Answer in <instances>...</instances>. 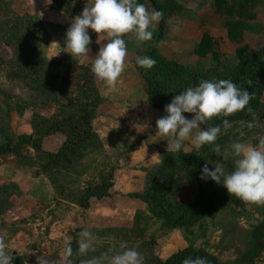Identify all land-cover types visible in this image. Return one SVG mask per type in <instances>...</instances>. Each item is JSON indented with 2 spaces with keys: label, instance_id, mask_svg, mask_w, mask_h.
<instances>
[{
  "label": "rangeland",
  "instance_id": "rangeland-1",
  "mask_svg": "<svg viewBox=\"0 0 264 264\" xmlns=\"http://www.w3.org/2000/svg\"><path fill=\"white\" fill-rule=\"evenodd\" d=\"M4 1L10 12L0 13V23L12 25L19 17L22 32L29 30V34L23 33L24 41L33 48L23 58L21 37L10 47L0 41V241L13 256L12 264H39L43 258L52 264H82L110 248L119 250L122 242L136 248L144 264H164L183 253L207 256L214 264H264V230L260 242L257 236V228L264 224V204L243 202L215 182L199 178L206 163L212 168L219 162L226 171L232 170L229 145L233 141L255 146L257 137L264 135V0L254 7L255 19L246 23L240 44L260 54L244 65L222 38L220 49L224 52L216 63L192 56L202 32L213 28L221 34L224 30L227 18L213 14L212 0H157L164 19L157 39L159 55L172 69L190 67L192 75L199 77L197 84L201 80L228 79L245 88L252 94L247 106L251 112L245 109L228 117H214L201 125L222 127L223 119L232 124L216 141L220 156L208 145L197 151L190 141H185L179 153L167 151V138L157 133L156 121L166 115L164 108L175 95L197 84L187 80L185 87H165L151 74L141 72L136 59L153 41L138 45L134 35L127 34L123 37L126 70L117 84V89L125 93L121 104L126 108L139 106L155 115L147 131L119 149L117 158L111 154L115 152L113 147L107 148L109 156L105 153L97 135L96 142L73 148V141L89 125L90 115L95 112L96 116L98 106L94 105L100 97L89 70L99 47L110 38L89 34L90 53L83 62L66 52L64 56L61 51L56 53L60 58L52 60L57 63L54 72L59 80L55 97L43 91L42 78L39 88L34 89L15 75L26 65H33V74L47 70V63L51 66L47 50L51 42L59 43L62 27L43 22L31 9L30 0ZM47 1L49 8L67 14L71 22L90 4V0ZM151 30L152 37L156 36L159 23ZM9 35L13 37V33ZM22 60L26 61L20 64ZM11 86L16 92L8 95L5 90ZM184 115L192 118V114ZM140 117L128 118L136 124L146 123ZM247 122H254L255 127L248 129ZM123 123L127 124V119ZM144 148L151 165L144 171L146 176H139L143 167H127L122 159ZM114 185L115 191L111 190ZM98 219L121 226L95 229ZM84 229L97 236L96 251L86 256L77 251L78 233ZM68 244L70 257L66 255ZM250 254L253 259H249ZM208 264L213 263L209 260Z\"/></svg>",
  "mask_w": 264,
  "mask_h": 264
},
{
  "label": "clouds",
  "instance_id": "clouds-1",
  "mask_svg": "<svg viewBox=\"0 0 264 264\" xmlns=\"http://www.w3.org/2000/svg\"><path fill=\"white\" fill-rule=\"evenodd\" d=\"M163 18V12L149 10L138 0H90L82 13L72 19L66 30L63 49L71 57H77L83 62L90 53L92 43L89 30L98 35H105L108 42L99 47L91 64L94 78L109 86L115 85L125 69L127 55V34H133L140 42L152 39V28ZM156 60L150 56H140L136 65L145 70L152 69ZM252 94L245 88L238 87L228 79L201 80L196 86H189L175 95L168 103L162 116L156 121L157 133L166 137L167 151L179 153L185 147V141H190L195 150L203 146H211L212 153L221 155L216 141L223 132L232 127L228 119L221 125L202 128L214 117H228L247 109ZM192 114L188 119L184 114ZM246 127L252 129L254 122H247ZM243 135V132L240 133ZM258 143L253 146L240 140L233 141L229 147L233 160L231 171L217 162L209 168L207 163L201 169L200 179L211 180L223 187L229 196H234L250 204H264V135L257 137ZM97 236L87 229L78 233V254L86 256L95 252ZM66 255L72 256L71 245L66 248ZM13 256L7 251L5 243L0 241V264H12ZM39 264H52L48 258L39 260ZM82 264H144L142 254L134 247L122 242L119 250L109 249L99 256H92ZM182 264H208L204 257H187Z\"/></svg>",
  "mask_w": 264,
  "mask_h": 264
},
{
  "label": "trees",
  "instance_id": "trees-1",
  "mask_svg": "<svg viewBox=\"0 0 264 264\" xmlns=\"http://www.w3.org/2000/svg\"><path fill=\"white\" fill-rule=\"evenodd\" d=\"M138 2L143 3L148 9L152 8L162 11L161 3H159L157 0H138ZM256 4L257 0H212L213 14L220 17L225 16L227 18L226 22L224 23V27L227 32V40L231 45H235L234 53L241 62V65H244L243 62H246L247 60L256 59L257 56L260 54V52L254 51L248 46L240 45L243 41V33L245 30L246 23L255 19L253 9ZM9 10V5L4 0H0V13L7 14L10 12ZM163 20L164 19L162 18L159 21V30L156 33V36L152 37V44H150L144 52L140 51V56H150L156 60V64L150 70L140 68L141 72L151 74L152 77H155L157 80H159V82H161L165 87H169L170 85L176 87H185L184 83L187 80L189 82L191 80V82L196 85L199 81V77L198 75H192V70L190 69V67L180 66L177 69H172L171 64L159 55L157 48V39L161 36ZM22 25L23 21L19 17H16V20L12 25H3L2 23H0V41H4L6 46L10 47L13 43L19 42L18 38L21 37L19 43H21V45L24 44L25 46V52L23 54L24 58L27 55L31 54L33 48L27 45V42L25 43L24 41L23 33H28L29 30L24 29L22 32ZM11 33H13V37L9 35ZM218 47L219 38L214 35H211L208 31H204L202 32L194 47L193 56L199 60H205L206 58L210 57V59L214 63H216L220 57ZM25 61L22 60L20 64ZM46 67L47 70L43 71L42 73L39 74V72H37L33 74V65H26L25 67L23 66L24 71L20 72L18 75L15 73V76H19L22 80L25 81L28 86H34V89H38L39 78H42L41 81H46L50 74V65L48 63L46 64ZM89 72L91 74L90 70ZM94 90L97 94V97L99 98L95 85ZM100 103L101 99L99 98L94 106H98V104ZM94 118L95 112L90 115V123L89 125L87 124L84 131L80 132L77 141H73V148H77L81 145H85L93 141H97V136L93 133L92 130V121ZM263 230L264 224L257 228V236L259 242ZM203 256L204 255H198L193 253L177 254L175 256H172L164 264H177L183 258H196ZM253 256V254H250L249 259H253ZM204 258H206L207 261L210 260L214 264V261L212 259H209L207 256H204Z\"/></svg>",
  "mask_w": 264,
  "mask_h": 264
},
{
  "label": "crops",
  "instance_id": "crops-1",
  "mask_svg": "<svg viewBox=\"0 0 264 264\" xmlns=\"http://www.w3.org/2000/svg\"><path fill=\"white\" fill-rule=\"evenodd\" d=\"M258 1L259 0H257V4L259 3ZM257 4H256V6H257ZM30 7L35 13H38L41 20L43 22H45L46 24L60 25L62 27L60 34H59V36H61V38H59L60 40L58 39L59 43L53 45L51 42V44H50L51 46L49 45V47H48L47 54H46L47 60L50 62L53 59L60 58L59 56L56 57V53H58L60 51H61V53H60L61 56H64V53H65V50L63 49L64 37H65L66 30L68 29V27L71 24V20L69 19L68 15L63 13L62 11L56 12V11L52 10L51 8H49L47 0H30ZM245 28H246V26H245ZM205 31H208L211 35L218 37L219 40H220V38L224 39L228 43V46L231 47V49H235V45L234 46L231 45L227 40V32H226L225 27H224V30L221 34L220 33L217 34L213 28L212 29L207 28ZM245 33H246V31H244V33H243V39L245 38ZM89 34L93 35L94 32L89 30ZM52 39H51V41H52ZM198 39H197V41H198ZM197 41L194 43V47H195ZM138 45H142V43H138ZM194 47L192 49V56H193ZM218 48H219L218 50L220 53L219 55L222 56L224 50L222 49V51H221V49H220L221 48L220 41H219V47ZM60 49H62V50H60ZM209 59H210V57L206 58L205 60H209ZM55 63L56 62L52 61L51 66H50L51 72H50L47 80L45 81L42 89H43V91H45V90L50 91L53 94V96L57 97L58 92H59V89H58V83H59L58 81L59 80H58V77L55 75V72H54V69L56 68V65H57V63L56 64ZM125 63H127V62H125ZM125 70H126V66H125V69L122 72L121 76L125 74ZM93 79L95 82V86L97 88L98 95L102 101L98 105L97 111H96V116L92 121V130H93V133L99 137V145L103 148L105 153L107 155L110 154V151L107 148L113 147L115 149V152H113L111 154L114 156V158H117L116 156H118L117 153L119 152V149L126 147L128 144H131L132 143L131 140H133L135 138H139L140 136H142V134H144L147 131V129H148L147 126H149L148 124H153L154 121H153L152 117L155 115V113L149 111V113H150V115H149V113L145 112L139 106H136L135 108L134 107L126 108L125 106H123L121 104L122 100L125 99V93H122L120 90L117 89V87H118L117 84L118 83L120 84L122 82V81H120L121 78L118 79V81L115 85H111V86L96 80L94 78V76H93ZM26 90H28V89L26 88ZM5 92L8 95H12V94H15L16 91L13 88V86H11L7 90H5ZM30 92H32V91H30ZM130 115L141 116L138 119L140 121H146V123L145 122H144V124L133 123V122H131V119L128 118ZM148 116L149 117L151 116L150 117L151 120L148 119L149 118ZM125 119H127V124L123 123V121ZM132 121H134V119ZM129 127H131V128L129 129ZM113 135H115L116 139L110 140V137H112ZM2 142H3V136L0 132V145L2 144ZM145 150H146V148L139 149V151L137 149L136 151L131 152L129 154L130 157L123 156V159H122L123 164H125L127 167L130 166L134 169L135 164H136V167L137 166L143 167V168L140 167L141 170L139 171V173H140L139 176H142V175L146 176L144 171H145V169H147L151 165V157L149 158L148 153ZM120 162H121V160H120ZM138 167H137V169H138ZM126 185H127V188H129L128 184H126ZM130 186L132 187L133 185H130ZM115 187H116V185L112 186L111 190L115 191ZM132 191H134L133 187H132ZM95 222H96L94 224L95 229H101V230L106 229V228H115L117 226H121V224L110 225V222L107 219H98Z\"/></svg>",
  "mask_w": 264,
  "mask_h": 264
}]
</instances>
